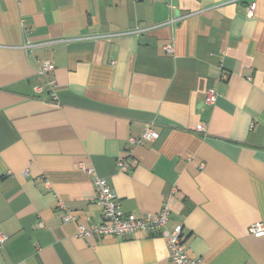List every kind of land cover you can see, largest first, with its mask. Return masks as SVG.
Wrapping results in <instances>:
<instances>
[{"label": "crops", "instance_id": "crops-1", "mask_svg": "<svg viewBox=\"0 0 264 264\" xmlns=\"http://www.w3.org/2000/svg\"><path fill=\"white\" fill-rule=\"evenodd\" d=\"M89 170L132 217L168 205L201 264H264V0H0V264H172L158 230L76 235Z\"/></svg>", "mask_w": 264, "mask_h": 264}, {"label": "built area", "instance_id": "built-area-1", "mask_svg": "<svg viewBox=\"0 0 264 264\" xmlns=\"http://www.w3.org/2000/svg\"><path fill=\"white\" fill-rule=\"evenodd\" d=\"M254 9L255 2L252 1L247 4L249 15L253 14ZM52 68L53 64L51 61L45 60L39 64L38 72L43 74ZM217 97L218 92L215 89L208 90L205 95V104L209 106L214 105ZM196 129L203 131V124H199ZM158 137L159 132L150 125H147L140 136L130 137L129 142L132 144H144L154 141ZM131 163V159H123L118 161V166L122 172H127ZM82 167L85 168L83 165ZM89 171L94 175L93 181L96 190V201L103 207L102 221L89 225L82 222L78 223L77 236L95 238L112 235L126 238L135 233L151 234L158 230L167 241L172 264H201L200 259L191 258L186 252L183 239V224H178L172 229L168 228L170 216V208L168 205L163 206L158 212L146 214L143 218L132 217L121 209L116 192L109 185L107 179L97 175L93 170ZM60 208L64 210L62 215L64 222L77 220L76 216L62 202H60ZM248 231L256 237L263 236L264 224L256 222L249 226ZM7 239V234L0 232V247L5 244Z\"/></svg>", "mask_w": 264, "mask_h": 264}]
</instances>
